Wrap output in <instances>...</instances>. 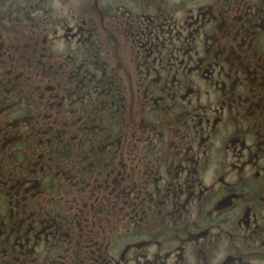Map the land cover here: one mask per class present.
Instances as JSON below:
<instances>
[{"label":"flooded vegetation","instance_id":"af4514ba","mask_svg":"<svg viewBox=\"0 0 264 264\" xmlns=\"http://www.w3.org/2000/svg\"><path fill=\"white\" fill-rule=\"evenodd\" d=\"M0 264H264V0H0Z\"/></svg>","mask_w":264,"mask_h":264}]
</instances>
